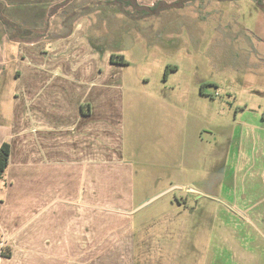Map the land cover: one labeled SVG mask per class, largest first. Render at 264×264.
Segmentation results:
<instances>
[{
  "label": "rangeland",
  "instance_id": "obj_1",
  "mask_svg": "<svg viewBox=\"0 0 264 264\" xmlns=\"http://www.w3.org/2000/svg\"><path fill=\"white\" fill-rule=\"evenodd\" d=\"M83 1L98 8L81 21L89 36L123 56L149 104L130 141L134 190L140 205L159 196L101 260L264 264V14L252 0Z\"/></svg>",
  "mask_w": 264,
  "mask_h": 264
},
{
  "label": "crops",
  "instance_id": "obj_2",
  "mask_svg": "<svg viewBox=\"0 0 264 264\" xmlns=\"http://www.w3.org/2000/svg\"><path fill=\"white\" fill-rule=\"evenodd\" d=\"M60 1L12 0L5 13L31 31L18 41L0 23V145L10 146L0 178V264H109L100 256L115 253L108 239L131 238L140 205L130 141L149 104L126 86L128 63L111 62L116 52L81 22L98 8L67 23L91 4L73 0L47 18Z\"/></svg>",
  "mask_w": 264,
  "mask_h": 264
},
{
  "label": "trees",
  "instance_id": "obj_3",
  "mask_svg": "<svg viewBox=\"0 0 264 264\" xmlns=\"http://www.w3.org/2000/svg\"><path fill=\"white\" fill-rule=\"evenodd\" d=\"M73 0H61L58 3H55L54 5H52L51 7H49L48 9V15L47 18L52 17L55 13L59 12L60 10H64L66 9V7L72 2ZM258 5L261 6L262 0H254ZM108 4H116L119 6V8H122L123 6L126 7H131L133 10L136 11V9L138 8L137 4L135 3L134 0H108L107 2V6ZM7 6L6 1L4 0H0V23L4 26L5 28V33L7 35V38L10 41H18L19 38L21 37H27L28 34L31 35V31H27L25 26L23 25H19L14 19H12V17H10L9 15H7L5 13V7ZM262 7V6H261ZM260 7V8H261ZM87 7H83L78 9V11L73 12L71 15H66V21L65 22H69L70 20H72L77 14H79L78 12H81L82 10H84ZM142 10L144 8H141ZM148 11L146 12L141 11L140 15L147 17V16H151V15H155L156 10L154 8H149L147 9ZM46 27H48V25H46ZM68 29L71 30V28L68 26ZM111 62L117 63V64H124L125 60L123 58V56L121 55H111ZM175 69V68H174ZM9 154H10V146L9 143L4 142L0 145V178H2L8 163H9ZM1 254L4 257H8L10 255V252L7 250H2Z\"/></svg>",
  "mask_w": 264,
  "mask_h": 264
},
{
  "label": "flooded vegetation",
  "instance_id": "obj_4",
  "mask_svg": "<svg viewBox=\"0 0 264 264\" xmlns=\"http://www.w3.org/2000/svg\"><path fill=\"white\" fill-rule=\"evenodd\" d=\"M230 1H233V0H230ZM252 1L255 3L256 7L264 14V0H262V3H261L262 7L260 5H258L254 0H252Z\"/></svg>",
  "mask_w": 264,
  "mask_h": 264
},
{
  "label": "water",
  "instance_id": "obj_5",
  "mask_svg": "<svg viewBox=\"0 0 264 264\" xmlns=\"http://www.w3.org/2000/svg\"><path fill=\"white\" fill-rule=\"evenodd\" d=\"M158 197H159V196H158ZM158 197H155V198H153V199H151V200H149V201L143 203L142 205H140V206L137 208V210H139V209L143 208L144 206L148 205L149 203H151L152 201H154V200H155L156 198H158Z\"/></svg>",
  "mask_w": 264,
  "mask_h": 264
}]
</instances>
